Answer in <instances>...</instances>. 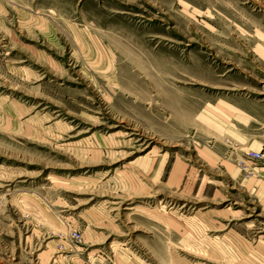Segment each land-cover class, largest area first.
Masks as SVG:
<instances>
[{"label":"rangeland","instance_id":"obj_1","mask_svg":"<svg viewBox=\"0 0 264 264\" xmlns=\"http://www.w3.org/2000/svg\"><path fill=\"white\" fill-rule=\"evenodd\" d=\"M0 264H264V0H0Z\"/></svg>","mask_w":264,"mask_h":264},{"label":"built area","instance_id":"obj_2","mask_svg":"<svg viewBox=\"0 0 264 264\" xmlns=\"http://www.w3.org/2000/svg\"><path fill=\"white\" fill-rule=\"evenodd\" d=\"M252 157L257 158V157H259V154H258V153H253V154H252ZM72 237H74V238H79L80 235H79L78 233H74V234L72 235Z\"/></svg>","mask_w":264,"mask_h":264}]
</instances>
